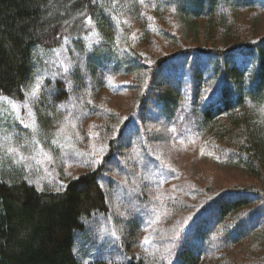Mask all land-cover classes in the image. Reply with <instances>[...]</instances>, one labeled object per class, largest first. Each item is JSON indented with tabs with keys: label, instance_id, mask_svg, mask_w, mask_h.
Instances as JSON below:
<instances>
[{
	"label": "trees",
	"instance_id": "16d2710c",
	"mask_svg": "<svg viewBox=\"0 0 264 264\" xmlns=\"http://www.w3.org/2000/svg\"><path fill=\"white\" fill-rule=\"evenodd\" d=\"M260 9L264 0H0V96L24 100L29 82L40 76L38 51L65 49L67 74L39 87L34 110L46 133L58 106L72 117L81 113L75 125L87 146L61 155L48 147L57 184L31 180L26 165L12 159L1 163L0 264H264V36L256 35L250 22L236 23L238 11ZM129 17L140 25L132 40L118 36L122 18ZM174 18L210 44H182L166 23ZM150 36L173 48L149 54ZM246 56L251 58L244 64ZM79 67L82 78L76 77ZM118 75L132 79L126 84L132 104L124 115L102 94L107 78ZM162 121L178 137L191 132L201 138L212 155L241 167L257 185L214 191L176 182L183 199L169 196L163 204L183 215L192 212L177 223L170 217V226H156L164 248L156 242L149 252L155 256L160 247L167 259L156 262L149 253L131 252V234L126 240L119 223L120 253L82 259L74 252L75 234L89 219L108 217L116 185L132 183L136 204L142 205V180L154 182L156 176L155 134ZM93 140L103 143L94 155L88 152ZM67 162L87 169L63 178ZM122 206L129 213L122 224L145 220L128 201ZM246 244L247 255L242 251L240 259H227L232 247Z\"/></svg>",
	"mask_w": 264,
	"mask_h": 264
},
{
	"label": "rangeland",
	"instance_id": "374dc122",
	"mask_svg": "<svg viewBox=\"0 0 264 264\" xmlns=\"http://www.w3.org/2000/svg\"><path fill=\"white\" fill-rule=\"evenodd\" d=\"M236 16L238 26L250 22L254 25L253 31L256 32V35L264 36V9H260V11H238ZM122 20L123 29L120 27L118 36L124 34L126 37L131 38V40L134 39L138 35V32H140L139 23L133 17L122 18ZM171 20L169 22L166 21V23H169L172 26L170 28L177 32L182 44L189 47H202L210 44L206 43L204 38L199 40L201 35L203 36L201 32L198 34L194 30L183 26L176 18L173 20L174 23H171ZM166 26L169 25L166 24ZM120 30L122 33H120ZM82 41L84 44L91 43L89 39H83ZM139 41L141 44L142 40ZM148 42V53L154 56L165 50L170 51V48H173L171 44H168L163 38H158V36H150ZM68 46L66 48L69 50ZM71 55L73 56V54ZM37 57V62L41 68L40 76L37 77V81L36 79H32L29 82L26 87L27 97L21 101L0 97V165L12 159L20 165H26V168H24L27 169V175L31 180L42 183V179L45 181V178H47L48 183L57 184L58 179L52 174L53 168L49 164L52 155L48 147H51L56 155H61L63 152H67V150H79L81 147H87L83 143L81 127L75 125L77 118L82 119L80 117L82 114L75 111L74 117H72L65 108L58 106L55 113L56 117L52 124L48 126V132L46 133L44 129H41L42 127L37 122L34 110V102L38 103V98L36 95H31V92L33 88H37L38 86L39 89V87L47 84L51 79H62L63 75L67 74L69 62L63 48L39 50ZM250 58V56H246V59L243 60L244 64L245 62H249ZM76 59L77 53L75 61ZM78 61L80 62L79 59ZM100 61L103 64L105 63L104 59ZM77 70L79 73L76 77L82 78V75H84L83 69L79 67ZM129 82H132V79L128 75L107 78L102 92L106 104L123 115L130 110L132 104L131 91L126 87V84ZM90 100L91 104L97 103L96 97ZM84 102L86 101L84 100ZM60 106L62 107V105ZM86 122L84 125L83 123L79 124L84 127ZM186 133L188 134V131ZM189 133L191 135H186L184 137L186 139L178 137L174 131L170 132L167 122L162 121L160 131L158 134H155L157 140L155 142L159 150L158 155H156L158 162L154 164L155 168L153 171L156 176L154 182H147V179L142 180L144 185L142 184L140 189L145 188L146 190L144 191V201L143 199L140 200L142 205L136 204L137 188H134L132 183L125 181L116 185L113 193L109 196L110 213L107 215L108 217L100 215L91 220L89 219L86 221V229L83 232L75 234L74 241L76 245L74 252L76 255L87 260L94 254L102 253L106 255L110 251L109 257L114 258L116 255H113V253H120L117 251L119 243L117 239L118 227H116L115 223L121 225L119 228L122 229L123 236L126 235V240L129 239L128 236L131 234L129 241L131 252L151 254L149 250L155 247L156 242L162 245L163 250L164 245L161 236H156L154 233V230L157 229L156 226H170V217L174 218L177 223L182 217L192 212L187 211L185 212L187 214L183 215L180 214L181 211H174L176 208L170 210L166 203L163 204L164 200L169 196L174 199H183L181 193L175 188L176 182L185 181L189 184H199L214 191L230 187L246 188L251 184L257 185V182H253V179L241 167L218 160L206 148L207 146L201 138L192 136L191 132ZM90 142H93L91 144L93 149L88 151L90 154L94 155L103 150L102 142H97L96 140ZM97 148H101V150H97ZM60 165L61 163L58 161L57 167ZM35 166H37L38 171L35 168L37 173L34 175ZM84 169L87 168H77L72 163L67 162L65 165H62L61 172H59L62 175L61 177L65 178L74 173L75 170L80 172ZM62 180L60 183H62ZM188 194H191L188 196L195 200L199 197V195L196 196L197 194L192 191H189ZM124 201H128V204L133 208L136 206L139 214L146 217L145 220L143 222L133 220L131 225L123 223L125 226L122 224L123 221L119 222L121 221L120 219H123L124 214L129 215L127 208L122 206ZM143 206L146 207L145 210H142ZM153 214L156 215L154 219L152 218ZM166 219L168 220L166 221ZM130 227H136V231ZM126 240L124 239V241ZM250 245L246 244V246L238 248L232 247L227 259H240L243 252L247 255L250 251ZM162 250L159 247L155 256L151 254V256L157 259L156 262L167 259V257H164ZM152 253H154V249ZM203 264L208 263L205 262Z\"/></svg>",
	"mask_w": 264,
	"mask_h": 264
},
{
	"label": "snow or ice",
	"instance_id": "6c2138e0",
	"mask_svg": "<svg viewBox=\"0 0 264 264\" xmlns=\"http://www.w3.org/2000/svg\"><path fill=\"white\" fill-rule=\"evenodd\" d=\"M37 89H38V86L37 88H33L31 95L35 96L37 94Z\"/></svg>",
	"mask_w": 264,
	"mask_h": 264
}]
</instances>
